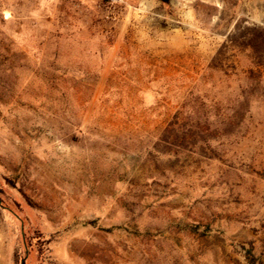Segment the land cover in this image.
I'll list each match as a JSON object with an SVG mask.
<instances>
[{"label":"rangeland","instance_id":"rangeland-1","mask_svg":"<svg viewBox=\"0 0 264 264\" xmlns=\"http://www.w3.org/2000/svg\"><path fill=\"white\" fill-rule=\"evenodd\" d=\"M0 264H264V0H0Z\"/></svg>","mask_w":264,"mask_h":264},{"label":"crops","instance_id":"crops-1","mask_svg":"<svg viewBox=\"0 0 264 264\" xmlns=\"http://www.w3.org/2000/svg\"><path fill=\"white\" fill-rule=\"evenodd\" d=\"M121 1H125V2H135V1H140V0H121Z\"/></svg>","mask_w":264,"mask_h":264},{"label":"built area","instance_id":"built-area-1","mask_svg":"<svg viewBox=\"0 0 264 264\" xmlns=\"http://www.w3.org/2000/svg\"><path fill=\"white\" fill-rule=\"evenodd\" d=\"M111 2H120L121 0H110Z\"/></svg>","mask_w":264,"mask_h":264},{"label":"trees","instance_id":"trees-1","mask_svg":"<svg viewBox=\"0 0 264 264\" xmlns=\"http://www.w3.org/2000/svg\"><path fill=\"white\" fill-rule=\"evenodd\" d=\"M219 54V53H218Z\"/></svg>","mask_w":264,"mask_h":264}]
</instances>
